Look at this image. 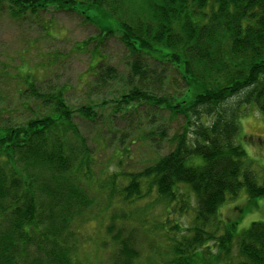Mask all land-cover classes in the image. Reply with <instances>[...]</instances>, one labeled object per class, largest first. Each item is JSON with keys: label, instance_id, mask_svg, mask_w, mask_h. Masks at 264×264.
I'll use <instances>...</instances> for the list:
<instances>
[{"label": "trees", "instance_id": "16d2710c", "mask_svg": "<svg viewBox=\"0 0 264 264\" xmlns=\"http://www.w3.org/2000/svg\"><path fill=\"white\" fill-rule=\"evenodd\" d=\"M6 6L20 18L75 11L96 25L99 42L116 37L126 66L106 65L92 49L93 85L112 83L121 113L153 108L161 131L181 125L171 150L150 165L127 168L123 150L111 170L98 165L73 122L76 112L96 120L95 105L71 109L62 91L40 94L26 80L47 113L0 129V264H105L110 246L111 264H137V237L149 242L148 255L158 254L151 241L159 228L172 253L164 264H193L213 241L229 252L235 238L236 264H264V219L239 236L235 225L217 234L220 207L244 189L264 206V182L238 141L247 107L264 112V0H0V10ZM95 194L105 196V221L94 218ZM157 201L193 209L185 233L170 216L140 222Z\"/></svg>", "mask_w": 264, "mask_h": 264}, {"label": "rangeland", "instance_id": "374dc122", "mask_svg": "<svg viewBox=\"0 0 264 264\" xmlns=\"http://www.w3.org/2000/svg\"><path fill=\"white\" fill-rule=\"evenodd\" d=\"M9 7L0 10V129L8 125H21L32 117L46 114V107L33 99L26 80L34 83L40 94L62 91L65 101L71 109L82 105H95L98 117L94 121L81 118L74 113V124L79 128L91 147L98 165L114 168L118 155L125 151V166L141 170L156 158L171 150L168 139L179 129L181 121L167 123L165 131L161 128L159 112L142 107L133 114L117 111V96L112 83L94 84L97 69L92 66L90 51L97 48L106 56V65L117 68L126 66L127 53L116 37L101 40L97 38L99 29L75 11L50 9L38 16L27 15L24 18L11 16ZM91 38V42H84ZM124 69V68H123ZM105 102L104 104H102ZM240 117L238 141L246 149L252 168L257 173L259 183L264 182V112L254 106L247 107ZM112 115V116H111ZM153 119V121H152ZM149 126H153L151 132ZM149 134L147 139L139 138L141 131ZM162 132H165L163 134ZM138 136V140L135 137ZM135 139V140H134ZM134 142L133 144H131ZM103 178V176H102ZM97 199L94 218L105 221V196L95 194ZM155 197L153 194L151 196ZM258 204L250 201L245 189L235 199H228L221 207L217 217L218 235L228 227L235 225V235L239 236L248 229L253 221L264 219L263 199ZM141 209L143 204L139 206ZM152 213H139L140 222L146 219V226L165 222L167 217L181 228L191 225L193 209L180 213L177 203L167 206L157 201L152 204ZM129 209V207L127 208ZM136 218V214L134 215ZM154 222V223H153ZM168 229V227H167ZM211 229H214V225ZM157 235L151 242L157 246L158 254L148 255L150 244L144 237H137L140 257L137 264H148L151 258L154 264H164L172 258L170 241H166L165 230H156ZM185 233V232H182ZM132 234H136L132 232ZM138 236V235H137ZM143 241V242H142ZM217 244V245H216ZM207 245V244H206ZM219 242H210L193 264H236L241 260L239 242L235 238L229 252L218 247ZM95 247V245H93ZM113 248L104 249L105 264L112 263ZM152 263V264H153Z\"/></svg>", "mask_w": 264, "mask_h": 264}]
</instances>
